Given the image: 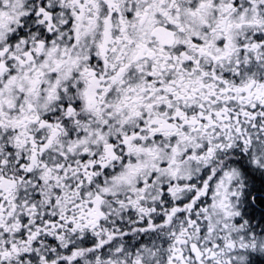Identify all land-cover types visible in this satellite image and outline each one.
Returning a JSON list of instances; mask_svg holds the SVG:
<instances>
[{
  "label": "snow or ice",
  "instance_id": "1",
  "mask_svg": "<svg viewBox=\"0 0 264 264\" xmlns=\"http://www.w3.org/2000/svg\"><path fill=\"white\" fill-rule=\"evenodd\" d=\"M0 264H264V0H0Z\"/></svg>",
  "mask_w": 264,
  "mask_h": 264
}]
</instances>
